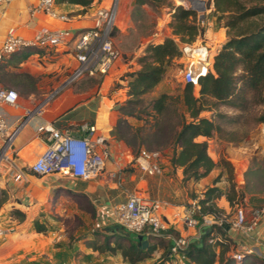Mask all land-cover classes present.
I'll use <instances>...</instances> for the list:
<instances>
[{
    "label": "rangeland",
    "instance_id": "1",
    "mask_svg": "<svg viewBox=\"0 0 264 264\" xmlns=\"http://www.w3.org/2000/svg\"><path fill=\"white\" fill-rule=\"evenodd\" d=\"M170 1L175 5L191 6L190 0H166L165 3L158 6L144 4V12L139 14V12H134L135 0L119 1L113 37L117 48L121 52L120 63H122V66L120 65L118 72L116 70L109 72L110 76L108 78L104 76H84L82 78L96 79L99 82L106 78L105 90L108 94L115 96L118 101V108L126 103L127 99L133 98L128 94L129 79L132 72L141 68L139 59L143 55L144 48L152 33L158 30L164 37L173 34V11L171 5H167V2ZM242 1L247 5L264 3V0ZM108 2L109 0H106L104 4L109 5ZM196 11L197 20H200L201 17L204 19L200 22V25L205 27V33L211 25L214 26V32L211 36L205 34L202 38H199L198 35L195 40L186 43L203 44L208 48L203 46L194 57H188L183 53L180 57L170 59L166 62V71L162 80L152 90L137 98L139 102L126 104L127 108L133 107L135 110L133 115L121 113L120 117L124 118L121 122V130L125 134L124 138L130 140L133 144V149H157L160 150L161 155L170 158L174 149L177 148L175 140L182 125V116L187 115V119H191L187 106L183 101L185 84L183 69L188 62H193V65L200 69L201 63L197 62V59L208 53L209 55L213 53L215 47H212V44L213 46L223 44L228 37V28L225 26L226 16L220 18L221 13L214 11L213 0L211 4L210 0H206L205 10L199 11L196 9ZM210 20H213L214 23L210 24ZM33 50L39 51L41 55L49 54L48 57L42 56L39 60L45 66L56 55L53 51L40 48H33ZM9 58L10 56L2 64L5 65L3 72H7L6 75L10 80L8 83L3 82L9 87L16 88L24 95L32 90L40 92L52 88L69 72L40 69L38 74L34 75L23 69L22 64L15 65ZM22 71L31 74V77L26 81H20L22 77L18 74ZM38 84L42 87L38 88ZM198 89L199 87L196 86V92H198ZM164 92L170 94L171 97L168 99L165 109L158 112L153 108V102ZM253 94L254 92L251 90L243 93L244 98H251L248 107L245 109L227 102H218L211 109L202 111V115L214 118L216 122L221 124V129L214 132L210 137L203 136L201 138L208 140L209 151L212 156H215L216 160L227 158L232 162L234 173L231 175L223 165L216 166L205 179L193 180L197 186L190 188L192 190L190 192L196 195L200 194L195 188L204 190L207 186L213 184L214 179L218 177L219 181L216 184L224 190L229 189L233 182L239 192L244 193L243 198L238 197L237 199L239 205L253 206L256 203L264 202V171L260 170L264 166V122L256 120V116L264 111V103H258L252 99ZM250 167L253 170L259 169V172L251 171L246 176ZM191 181L185 182L189 183ZM9 197V193L3 190L0 191V228L4 230L0 234V243L5 242L0 251V264H79L72 261L73 255L67 251L68 245L72 242L83 243L86 238L95 237L98 231L106 232L97 220L92 201L85 196L72 192L57 191L47 200L27 207L23 219L20 218L16 208L13 207L14 204L11 203L14 198L11 197L8 200ZM236 205L232 208L235 209ZM232 215L233 212L231 218ZM36 222L46 226V230L43 232L37 231ZM117 230L122 233L127 232L122 226L117 227ZM130 233L132 239L137 240L139 234L136 232ZM147 238L145 235L144 239ZM159 238L162 239H157L158 241L164 240L163 237ZM155 241L156 239L151 240V242ZM115 243L113 242V244ZM80 253L84 255V252L76 251V255ZM163 256H167V254L160 250H154L150 257L137 264H153ZM230 256H232L231 253L227 252L224 257L226 258L225 261ZM80 264L131 263L123 256L121 249H118L115 252L105 251L99 254H85L83 262ZM163 264L178 263L172 262L168 257ZM215 264H219V262ZM243 264H263V262L256 258H250L248 261L246 259Z\"/></svg>",
    "mask_w": 264,
    "mask_h": 264
},
{
    "label": "crops",
    "instance_id": "2",
    "mask_svg": "<svg viewBox=\"0 0 264 264\" xmlns=\"http://www.w3.org/2000/svg\"><path fill=\"white\" fill-rule=\"evenodd\" d=\"M104 2L106 0H94L85 11L83 5L78 3L56 2L57 11L68 13L71 16V20L67 21L43 11L33 14L32 7L37 5L39 0H2L0 2V47L11 28H14L20 35L32 37L41 28L54 29L70 26L80 29L88 27L93 24V11L100 6H108ZM110 3L111 0L108 4ZM209 23L213 24L214 21L210 20ZM213 28V25L208 27L205 34L211 36L214 32ZM221 45L222 43L216 46L212 44L215 51L210 53V69H213L214 54ZM204 47L207 46L204 45ZM53 52L56 55L47 63V66L39 60L42 56L48 57L49 54L31 53L21 63L23 69L34 75H37L40 69L71 72L76 65L73 53L68 49ZM121 64L119 60L110 72L113 70L118 72ZM68 73L52 88L40 92L32 90L24 95L15 88L19 93L18 104H1V110L9 124L13 128L20 125L15 133L13 145L7 151V157L0 160V191L9 193L8 200L11 197L14 198L11 202L14 204V208L25 211L27 207L47 200L57 191L72 192L92 201L99 224L105 228L104 231L109 232L116 224L110 215L113 206L117 202L127 199L131 192L138 193L148 199L158 198L168 202L163 208V212L172 221L176 219L174 218L175 211H180L184 205L203 196L205 189L195 188L200 193L198 196H194L193 192H190L192 191L190 188L197 185L193 180L186 183L183 179V167L173 166L168 156L160 154L158 159L162 169L155 173H148L135 164L136 152L125 141L118 128V120L121 115L118 101L114 95L108 94L105 90L106 78L110 76L108 73L99 75L106 77L101 82L96 79H82V77L73 83H66ZM39 87L42 86L38 84ZM44 100L45 102L39 110L28 115L29 109ZM85 122L95 125L96 130L93 132V137L102 135L109 147L110 155L107 157L102 171L90 177H83L73 176L64 170L44 174L33 170L31 165L47 146V140L39 131V126L53 123L59 128H70L75 135H82L88 133L87 130L81 129V124ZM201 137L203 136H200V139H203ZM158 151L160 152V150ZM213 157L215 158V156ZM217 203L226 213L230 214V218L233 212L232 219L234 218L237 205L233 209L226 195L218 198ZM246 206L248 212L251 207H254ZM172 225L171 230L176 235L188 236L191 241L198 238L199 225L194 228L182 225L181 222L172 223ZM212 225L206 223L202 225V228L211 230ZM225 229L226 234L233 240L232 250L229 251L231 255L235 251H243L247 253L245 257L247 261L250 258H256L264 263V212L259 216L257 225L250 232H244L233 224ZM163 238L173 242L171 238ZM214 238L215 240L221 239L222 234L217 233ZM88 239L90 238H86L83 243L72 242L68 245L67 251L73 255V262L80 264L83 262L85 254L101 253L88 246ZM4 244L5 242L0 243V251ZM78 250L84 252V255L81 253L76 255ZM155 250L164 252V248L160 246ZM217 251H220V247ZM166 254L172 262H175L174 258L169 255V249ZM191 264L198 263L192 261Z\"/></svg>",
    "mask_w": 264,
    "mask_h": 264
},
{
    "label": "trees",
    "instance_id": "3",
    "mask_svg": "<svg viewBox=\"0 0 264 264\" xmlns=\"http://www.w3.org/2000/svg\"><path fill=\"white\" fill-rule=\"evenodd\" d=\"M94 0H56V2H72L83 5L85 11L92 5ZM166 0H135L134 12H144V4L160 5ZM212 0H210L211 4ZM214 11L220 12L219 17H225V26H227L228 37L221 45L213 59V69H209L199 77V89L196 92V85L192 82H185L183 88V101L187 106L188 114L191 119H187V115L182 116V125L176 135L177 148L174 149L170 161L173 166L183 167L184 181H198L207 176L216 166H225L231 173H234V166L227 158L216 160L209 151V142L207 139H199V136L210 137L214 132L221 129V124L216 122L214 118L202 115L205 109H211L218 102H227L242 108L248 107L251 98L243 96L247 90L254 92L253 98L258 103H264V3H255L247 5L242 0H213ZM172 7V28L180 41L191 42L198 35H205V27L200 25L197 20V11L195 8L185 7L183 5H175L173 2H167ZM227 13V14H225ZM114 33V32H113ZM39 52L33 48H23L10 55V61L15 65L24 62L31 53ZM183 51L178 41L173 37L167 36L159 41L149 42L144 53L140 57L141 68L135 70L129 79L128 94L133 98L127 99L126 103L119 107L120 112L125 114H134V108H127V103H137V98L152 90L163 78L166 71V62L175 57L182 56ZM3 65V66H2ZM4 64H0V79L5 83L9 82ZM20 81H26L31 74L27 72H19ZM3 82V83H4ZM7 86V85H6ZM242 92V93H241ZM170 94L164 92L153 102V108L162 112L167 106ZM244 98V100H243ZM123 117L119 118L118 127L121 130V122ZM258 122H264V111L256 116ZM128 144L131 141L124 138ZM140 149H135L136 155ZM148 149V148H146ZM155 150V149H148ZM264 171V166L260 168ZM251 171L259 172V169L253 170L248 168L246 176ZM233 179V177H232ZM219 178H215L213 184L206 187L203 196H199L200 211L197 217L202 221L203 215L215 214L222 218L224 223L231 224L230 214L226 213L217 203V199L226 195L230 204L235 206L239 204L238 197L243 198L244 193L239 192L235 183H231L229 189L224 190L216 183ZM194 196H198L193 193ZM264 200V199H263ZM264 202L256 203L253 206L259 207ZM21 219L25 216V211L16 208ZM121 227L114 224L109 232H96V236L87 240L88 246L99 250L100 252H115L121 249L123 256L129 260L131 264L138 262L151 256L152 252L158 247H163L166 253L171 240H160L159 237H152L148 245L144 246L143 242L132 239L130 232L122 233L117 230ZM37 231L43 232L46 226L36 222ZM217 233L222 234V238L211 241ZM102 235V239H101ZM101 239V240H100ZM156 239L155 242H151ZM112 242H116L115 245ZM233 240L226 234L224 224L214 223L212 229H205L199 238L190 242V250L187 252L188 257L198 264H243L246 261V255L243 260H237L233 256L225 261V254L232 250ZM220 247V251L217 249ZM169 257V256H168ZM163 256L153 264H163L168 259ZM225 261V262H224ZM264 264V263H263Z\"/></svg>",
    "mask_w": 264,
    "mask_h": 264
},
{
    "label": "built area",
    "instance_id": "4",
    "mask_svg": "<svg viewBox=\"0 0 264 264\" xmlns=\"http://www.w3.org/2000/svg\"><path fill=\"white\" fill-rule=\"evenodd\" d=\"M119 1L111 0L108 6L96 8L92 13L93 24L88 27L80 29H74L70 26L54 29L41 28L32 37L20 35L16 33L14 28H11L0 47V64L12 53L23 48H40L46 51L68 49L73 53L76 65L67 76L66 83H73L84 76H99L109 73L121 59V52L113 37ZM55 4L56 0H39V3L32 7V13L43 11L62 20L70 21L71 16L68 13L57 11ZM202 21H204L203 17L200 19V22ZM168 36L180 42L176 34L173 33ZM202 37L199 35V38ZM163 38H165L164 35L156 30L152 33L148 43ZM193 46L204 45L198 44L196 46L186 42L180 44L183 53L188 57L193 56L189 52ZM197 62L201 63L200 69H197L193 62H188L183 69L184 81L192 82L196 86L199 84L200 75L210 69L209 53L197 59ZM18 98V91L14 87L6 86L0 79V160L7 157V151L11 149L15 133L20 126L13 128L9 124L1 110V104L17 105ZM44 102L45 100L29 109L28 115L39 110ZM81 129L87 130L88 133L75 135L70 128H59L53 123L39 126V131L47 140V146L31 165L33 170L40 174L64 170L73 176L83 177H90L102 171L106 159L110 155L106 140L102 135L93 137L96 127L90 122L81 124ZM159 156L158 150L142 148L134 158V162L148 173H155L162 169ZM167 204L168 202L162 199H148L138 193L131 192L127 199L119 201L113 206L110 215L113 222L129 232L146 235L148 239L152 237L171 238L173 242L169 248V255L178 264H191L192 260L186 251L190 247L191 239L188 236L176 235L171 230L172 223L181 222L182 225L193 228L199 225V238L205 230L202 225L208 223V214L203 215L202 221L197 217V213L200 211V203L195 199L184 205L180 211H175L174 218L176 219L172 221L163 212V208ZM263 212L264 205L251 207L248 212L246 205L237 204L235 216L229 220L237 228L244 232H250L257 225L258 218ZM218 218V223L225 224L222 218ZM3 232L4 230L0 228V234ZM211 241H215V238H211ZM244 255L245 252L243 251L232 253V256L237 260H243Z\"/></svg>",
    "mask_w": 264,
    "mask_h": 264
},
{
    "label": "water",
    "instance_id": "5",
    "mask_svg": "<svg viewBox=\"0 0 264 264\" xmlns=\"http://www.w3.org/2000/svg\"><path fill=\"white\" fill-rule=\"evenodd\" d=\"M191 2V6L190 8H195L200 10H205L206 9V0H190ZM207 221L209 224H214V223H218L219 222V218L216 215L213 214H208L207 216ZM224 226L226 228H229L230 224H224ZM138 242H143L144 246L148 245L149 243V239H144V236L142 234H140L137 238ZM190 250V247L187 248V252Z\"/></svg>",
    "mask_w": 264,
    "mask_h": 264
},
{
    "label": "bare ground",
    "instance_id": "6",
    "mask_svg": "<svg viewBox=\"0 0 264 264\" xmlns=\"http://www.w3.org/2000/svg\"><path fill=\"white\" fill-rule=\"evenodd\" d=\"M189 1V0H188ZM200 48H203V47H192V48H190L189 49V52L193 55V56H195V54L197 55L198 54V50L200 49ZM197 57V56H196Z\"/></svg>",
    "mask_w": 264,
    "mask_h": 264
}]
</instances>
